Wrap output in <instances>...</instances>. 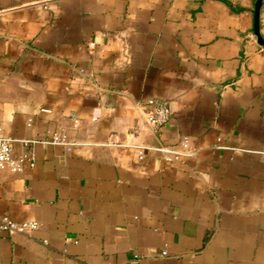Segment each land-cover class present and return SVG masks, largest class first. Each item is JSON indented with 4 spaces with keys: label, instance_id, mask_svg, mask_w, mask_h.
I'll use <instances>...</instances> for the list:
<instances>
[{
    "label": "crops",
    "instance_id": "obj_1",
    "mask_svg": "<svg viewBox=\"0 0 264 264\" xmlns=\"http://www.w3.org/2000/svg\"><path fill=\"white\" fill-rule=\"evenodd\" d=\"M253 3L0 0V131L28 157L0 169V215L37 223L0 231V264H264ZM258 21L264 39V0Z\"/></svg>",
    "mask_w": 264,
    "mask_h": 264
},
{
    "label": "built area",
    "instance_id": "obj_2",
    "mask_svg": "<svg viewBox=\"0 0 264 264\" xmlns=\"http://www.w3.org/2000/svg\"><path fill=\"white\" fill-rule=\"evenodd\" d=\"M89 47H92L94 43L90 41L88 43ZM145 105L147 106L146 112V122L154 127L159 128L166 123L169 118L170 109L168 103L165 99L149 97L145 100ZM41 111H49L47 108H40ZM70 118L74 124L77 122V117L70 114ZM14 139L5 136L0 131V169L7 168L11 171H18L21 169L22 162L27 160V155L23 154L18 157L12 155V141ZM23 141H28L24 139ZM45 143L60 144L65 147V149H70V146L75 142L66 141L61 136L53 133L49 138L42 140ZM157 150L163 154L165 159H170L178 157L179 155L187 154L189 152L188 139L183 137L180 140V148H174L172 146L157 145L148 147ZM141 151H139L140 156ZM33 163L29 161V165ZM37 226L36 221L24 220L15 221L6 215H0V231L12 235L15 233H22Z\"/></svg>",
    "mask_w": 264,
    "mask_h": 264
},
{
    "label": "water",
    "instance_id": "obj_3",
    "mask_svg": "<svg viewBox=\"0 0 264 264\" xmlns=\"http://www.w3.org/2000/svg\"><path fill=\"white\" fill-rule=\"evenodd\" d=\"M261 4V0H254L253 9H252V35L254 40L264 46V39L261 37L259 33V7Z\"/></svg>",
    "mask_w": 264,
    "mask_h": 264
}]
</instances>
